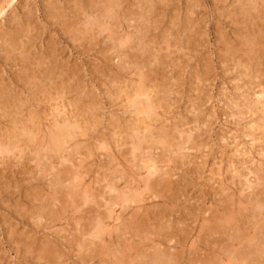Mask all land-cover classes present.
<instances>
[{
    "label": "rangeland",
    "instance_id": "374dc122",
    "mask_svg": "<svg viewBox=\"0 0 264 264\" xmlns=\"http://www.w3.org/2000/svg\"><path fill=\"white\" fill-rule=\"evenodd\" d=\"M0 3H2L0 4V89L3 88L0 92L8 97L6 103L9 104L6 106L10 113L8 117H14L11 120L20 123V125L17 123L16 127L9 124L10 128L19 131V133L15 131L14 141L17 145L12 150L14 155L18 151L19 153L16 156L12 153H0V264H81L82 260L84 264H114L115 258H122L123 254L128 255H126L128 259L125 256L121 259L122 261L125 259L127 264L128 261L136 262L130 264H145L144 258L149 255L148 260L150 259V255L156 252L158 242L161 240L166 243L162 245L163 248H159L162 257L165 258H162L163 262L188 264L191 260L202 261V264L206 262L212 264L211 260L215 261L213 264H226L230 259V263H233L237 257L235 256L237 251L234 249L238 245L234 244L230 249L229 235H224L221 239L222 243H217L219 239L217 240L216 236H205L203 232L205 226L213 221L210 219L215 214L219 215L215 212V201L230 205L233 198L236 202V209L241 208L242 205L248 208L252 206L255 209L254 213L257 214L252 218L251 215L245 213L246 216L241 220V232L244 229H250L249 235L256 233L255 235L264 236V142L262 139L264 138V91L259 94L261 89H264V4L262 1L0 0ZM104 5L108 9L104 11L105 13L101 12ZM1 7H3L2 12ZM67 23L69 31L74 28L79 31L68 33L65 27ZM100 29L105 31L98 35ZM110 32L112 34L109 35ZM9 35L14 40H12L13 48L16 47L11 55L10 47H6ZM86 35H88V40ZM130 36H134L135 39H133L136 40L134 42H137L136 44L133 42L131 48L127 47L128 42L126 44L123 42ZM245 41L248 46L239 45ZM258 41L259 45L253 44ZM118 48L121 49L118 50ZM23 62H25L24 67ZM250 64L252 70L254 69L251 76L247 69ZM256 73L259 75L257 76ZM258 83L261 84L259 87L256 85ZM43 86L46 91L44 94L41 91ZM140 86H149L148 94L136 99L133 93ZM162 89H168L169 95L157 94L156 91L162 92ZM121 90L132 93L131 100L136 102L134 106H131L133 104L131 100L127 101L128 99L123 97L124 92ZM5 102L4 100V104ZM1 103L4 105L3 100ZM18 104L22 106L21 109ZM149 104H152L154 108ZM146 105L149 106L146 109L150 108V110L147 109L145 114L137 113L138 109ZM135 107L138 108L137 111ZM32 115L35 119L33 121L31 120ZM0 116V133H3L10 120L7 118L5 120L3 115ZM149 118L156 121L155 123L150 122L151 129L145 128L144 124H138L139 119H144L145 123L149 124ZM54 121L55 124H53ZM97 122L101 124L99 127L95 126ZM67 124L75 127L90 126L89 141L82 140L83 138L78 141L83 142V146L78 149L81 154L78 153L77 156L74 152L72 155L71 149L74 143L64 145L62 153L64 157L71 155L70 164L67 162L65 164L73 169V165L87 157V149H93L96 153L95 156L86 160L80 169V174L84 175L82 189L86 187L91 196L86 201L88 207L83 202H79L80 198H77L81 214L76 212L74 220L68 217L71 216L70 211L67 220H18L15 216L20 211L19 209L23 212L24 209L30 211L26 203L28 202L27 197L35 195L40 198L43 196L47 200L50 198L48 201L52 202L55 194H53L54 185H51V180L59 164L50 163L52 159H49L54 153H50L44 144L48 140L49 132H52L56 125L66 131L64 127L67 129ZM132 124L135 125L136 128L133 129L136 130L135 132L138 131V134L134 131L129 132L127 127ZM24 128L29 129L33 137L37 136L35 138L38 140L37 145L41 146H39L41 154L47 156L51 154L49 158L45 155L40 162L33 160L35 156L31 144L25 146L20 141L22 139L20 135L23 132L20 131ZM160 130H167L169 136L176 137L175 141L178 142L179 138L184 137V148L190 145L194 150L193 148H190L193 151L182 150L189 156L182 158L183 163L176 167V173L172 176L176 184L172 190L173 193L169 194H174L176 186L177 192L180 193H177L179 199L174 200L171 205L174 213L167 216L170 220L167 218L161 221L133 220L138 211L137 215L144 214L143 217L145 216L146 208L157 202L155 195L144 187L142 188L141 182L142 190H139L144 193L140 195L143 198L138 197L139 195L134 196L135 200L133 197V199L129 198L131 202L133 200L137 204L127 202L129 209L126 208V203L123 206V203L112 205L109 200L111 195L116 193L110 191V186L109 188L107 186H112V183H107L111 181L108 175L114 171L115 175L118 177L121 175L123 178V159L126 161V158L128 160L124 162V165L127 163L126 168H133L131 162L134 158H132L133 154L129 144L132 135L144 138L148 136L146 139L150 141V136L153 134L156 138ZM0 136L1 140L2 134ZM178 136L181 137L178 138ZM40 140L41 143L43 141L42 144H39ZM103 141L108 143L110 149L108 151L95 150L96 144ZM160 153L161 149L158 146L153 154L157 156ZM8 156L11 160L7 162ZM2 157L6 158L4 163L1 160ZM140 162H138L139 165L142 164ZM35 163H39L40 167ZM46 164L51 170L46 177H41L38 170ZM133 171L136 172L135 169ZM145 175L146 173L142 171L136 177L140 181ZM36 177L40 178L41 184H35ZM131 178H126L127 187L129 186L130 190L124 186L123 180L118 182L119 189L125 187L124 192L129 190L130 194L134 195L132 186L135 187L136 182ZM130 182L132 186L129 185ZM66 183L63 186L67 187L68 183ZM36 189L41 194L36 193L38 191ZM94 194L97 198L92 197ZM130 194L129 197L133 196ZM239 198L240 202H238ZM113 200L115 201L111 198L110 201ZM139 200L141 201L138 202ZM255 200L256 203H254ZM57 202H52V205L60 207V203H65L63 200ZM124 208L127 210L125 211ZM151 209L153 208L150 207L149 210ZM11 210L13 214L10 213ZM98 213L107 214L106 217L110 218L104 220L105 227L102 237L105 240L100 242L95 251V247H88L87 242L85 243L86 239L92 238L87 237L83 231L92 224L95 225L98 221L95 220ZM79 215L84 219L77 220ZM216 221L221 222V220ZM162 224L166 227H162ZM164 228L169 229L168 236L165 234L167 241L162 237ZM198 234L202 235V247L198 245ZM258 236L257 239L261 238ZM215 242L217 243L216 248H224L222 244H228L226 245L228 253L211 255L214 246L210 245L212 243L214 245ZM205 245L208 247L206 248ZM47 246L52 248L48 250L49 254L43 251ZM90 253L93 254L89 256ZM58 254L61 257H58ZM38 256L42 258L39 259ZM138 256H140L139 261ZM43 257L46 259L43 260Z\"/></svg>",
    "mask_w": 264,
    "mask_h": 264
},
{
    "label": "bare ground",
    "instance_id": "6f19581e",
    "mask_svg": "<svg viewBox=\"0 0 264 264\" xmlns=\"http://www.w3.org/2000/svg\"><path fill=\"white\" fill-rule=\"evenodd\" d=\"M6 1V0H5ZM11 1V0H10ZM103 1V0H102ZM260 1H262V3L264 4V0H260ZM114 2V1H113ZM145 2V1H144ZM143 2V3H144ZM149 2V1H148ZM147 2V3H148ZM152 2V1H151ZM150 2V3H151ZM107 3V2H106ZM122 2H120V4H121ZM158 3V2H157ZM156 3V4H157ZM0 4H2V3H0ZM60 4V3H59ZM90 4H91V1H90ZM95 3H93V5H94ZM108 4V3H107ZM112 4V3H111ZM110 4V5H111ZM153 5H156V4H154V3H152ZM116 5H118L117 3H116ZM160 5V4H159ZM143 6H145V5H143ZM148 6H149V4H148ZM258 6V5H257ZM56 7V6H55ZM91 7H92V5H91ZM99 7H101V5L99 6ZM106 6L104 5V7H102L103 9V11H101V12H106L108 9L107 8H105ZM112 7V6H111ZM132 7V6H131ZM76 8V7H75ZM81 8V7H80ZM93 8H94V6H93ZM134 8H135V6H134ZM2 9H3V7H1V12H2ZM111 9H113V7L111 8ZM150 9V8H149ZM261 9V8H260ZM52 10V9H51ZM82 10V9H81ZM96 10V9H95ZM99 10V9H98ZM101 10V9H100ZM148 10V9H147ZM151 10V9H150ZM149 10V11H150ZM153 10H154V12L156 11L155 10V8H153ZM111 11V10H110ZM149 11L147 12V14L149 13ZM85 12V11H84ZM104 12V13H105ZM126 12V11H125ZM137 12H139V11H137ZM154 12H151V13H154ZM28 13V12H27ZM96 13V12H95ZM146 13V12H145ZM150 13V14H151ZM127 14V13H126ZM194 14V13H193ZM252 14V13H251ZM59 15V14H58ZM98 15V14H97ZM101 15H102V13H101ZM104 15H106V14H104ZM103 15V16H104ZM108 15V14H107ZM133 15V14H132ZM241 15V14H240ZM244 15V14H243ZM73 16H74V13H73ZM76 16V15H75ZM86 16V15H85ZM96 16V15H95ZM114 18V17H113ZM135 18V17H134ZM139 18V17H138ZM124 19V18H123ZM133 19V18H132ZM140 19V18H139ZM146 20V19H145ZM191 20V19H190ZM73 21V20H72ZM99 21V20H98ZM125 21V20H124ZM73 23V22H72ZM107 23V22H106ZM130 23V22H129ZM133 23V22H132ZM103 24V23H102ZM69 25H71V24H69ZM132 25V24H131ZM71 26H74L75 27V25H71ZM101 26V25H100ZM16 27H18V26H16ZM65 27L67 28V31H68V33L69 32H75V31H79V29H76V28H74V29H76V30H74V29H71L70 31H69V29H68V23H67V26L65 25ZM65 27H64V29H65ZM23 28V27H22ZM71 28H73V27H71ZM77 28H80V27H77ZM112 28V27H111ZM147 28V27H146ZM105 29V28H104ZM104 29H100V30H98V35H100L102 32H104L105 30ZM80 30H84V29H80ZM133 30V29H132ZM138 29H136V31H137ZM62 31V30H61ZM97 31V30H96ZM139 31V30H138ZM141 32H142V30H140ZM145 31H147V29H145ZM128 32H130V31H128ZM67 33V32H66ZM87 33V32H86ZM85 33V34H86ZM90 33H88V35H89ZM110 34H112L111 32L109 33V35ZM82 35V34H81ZM88 35H86L85 37H87V40H88ZM92 36H94V34L92 35ZM123 36V35H122ZM129 36V35H128ZM5 37V36H4ZM82 37V36H81ZM15 38V37H14ZM83 38V37H82ZM98 39H99V37H97ZM134 38V36L132 37V36H130V37H128L127 39H125V40H123V42H124V44H126L127 42L129 43V45L127 46V47H129V48H131L132 47V45H133V42L134 41H136V40H134L133 39ZM137 38V37H136ZM245 38V37H244ZM91 39V38H90ZM95 39V38H94ZM151 39V38H150ZM240 39V38H239ZM2 40V39H1ZM7 40L9 41V42H7V41H4V42H7L6 43V47H10V55H11V52L12 51H14V49L16 48H13V46H14V44L12 43V40H13V38L9 35V37L7 38ZM82 40V39H81ZM108 40V39H107ZM14 41V40H13ZM70 41V40H69ZM85 41V40H84ZM90 41H92V39L90 40ZM140 41V40H139ZM138 41V42H139ZM95 42V41H94ZM262 42V41H261ZM90 43V42H89ZM107 43V42H106ZM135 43V42H134ZM137 43V42H136ZM135 43V44H136ZM4 44V43H3ZM253 44L254 45H259L260 44V42L258 41L257 43H255V42H253ZM108 45V44H107ZM239 45L240 46H246L247 45V42L245 41V42H242V43H239ZM16 46V45H15ZM248 46V45H247ZM261 46V45H260ZM95 47V46H94ZM230 48H231V46H229ZM121 48H118V50H120ZM127 49V48H126ZM6 50V49H5ZM125 50V49H124ZM55 51V50H54ZM134 52V51H133ZM132 52V53H133ZM229 52H230V50H229ZM131 53V54H132ZM257 53V52H256ZM252 54V53H251ZM103 55V54H102ZM134 55V54H133ZM233 55V54H232ZM258 55V54H257ZM50 56V55H49ZM261 56V55H260ZM22 58V57H21ZM42 58H43V56H42ZM48 59V58H47ZM106 59V58H105ZM248 59H250V57L248 56ZM251 60V59H250ZM28 61V60H27ZM134 61V60H133ZM16 63V62H15ZM24 64H22V66L24 67L25 66V62H23ZM28 63V62H27ZM158 63V62H157ZM136 64V63H135ZM31 65V64H30ZM40 65V64H39ZM142 65V64H141ZM35 66V65H34ZM43 66V65H42ZM246 66V65H245ZM37 67V66H36ZM46 67V66H45ZM254 67H256V66H254ZM41 68V67H40ZM137 68H139V67H137ZM248 69V73H250V76H251V73L253 74L254 72H253V70H252V65L250 64L249 65V67L247 68ZM256 69V68H255ZM23 70V69H22ZM29 70V69H28ZM156 70V69H155ZM232 71V70H231ZM257 72V71H256ZM133 73V72H132ZM19 74V73H18ZM257 74V73H256ZM20 75V74H19ZM38 75V74H37ZM248 75V74H247ZM247 75H245V76H247ZM259 74H257V76H258ZM26 76H27V74H26ZM25 76V77H26ZM42 76V75H41ZM60 76V75H59ZM39 77V76H38ZM63 77V76H62ZM249 77V76H248ZM27 78V77H26ZM32 78V77H31ZM52 78V77H51ZM16 79H18V78H16ZM248 79H250V77L248 78ZM247 79V80H248ZM25 79H23V81H24ZM145 80V79H144ZM148 81V80H147ZM26 82V81H25ZM60 82V81H59ZM203 82V81H202ZM27 83V82H26ZM136 83V82H135ZM161 83V82H160ZM246 83V82H245ZM250 83V82H249ZM33 84V83H32ZM138 84V83H137ZM140 84V83H139ZM154 84V83H153ZM45 85V84H44ZM57 85V84H56ZM64 85V84H63ZM62 85V86H63ZM141 85V84H140ZM258 87L261 85L260 83H258V84H256ZM255 85V86H256ZM3 86V85H2ZM59 86V85H58ZM58 86H56V87H58ZM254 86V85H253ZM39 87V86H38ZM149 87V86H148ZM148 87H146V86H140V87H138V88H136L135 89V92L133 93V97H136V99L139 97V96H143L144 94H148V92H147V88ZM247 87V86H246ZM157 88H158V86H157ZM166 88V87H165ZM47 89H48V87H47ZM0 90H3V88L2 89H0ZM77 90V89H76ZM167 90V91H166ZM162 89L161 91L162 92H160L159 90L158 91H156L157 92V94L158 93H162L163 95H167L168 94V92H169V90L168 89ZM262 90V91H261ZM260 91V93L259 94H261V93H263V91H264V89L262 88ZM5 91V90H4ZM39 91V90H38ZM41 91L43 92V94L46 92L45 91V89H44V86L41 88ZM121 91H123V90H121ZM120 91V92H121ZM132 91V90H131ZM3 92V91H2ZM7 92V91H6ZM50 92V91H49ZM49 92L47 93L48 95H49ZM55 92V91H54ZM71 92V91H70ZM124 92V94H123V97H126L128 100L127 101H130L131 100V97H132V93L130 92V93H128L127 91H123ZM149 92H151V91H149ZM8 93V92H7ZM258 93V92H257ZM68 94V93H67ZM66 94V95H67ZM254 94V93H253ZM8 95V94H7ZM14 95V94H13ZM47 95V96H48ZM156 95V94H155ZM161 95V94H160ZM169 95V94H168ZM177 95V94H176ZM9 96V95H8ZM46 96V97H47ZM54 96V95H53ZM250 96V95H249ZM51 98H52V96H50ZM49 97V98H50ZM115 97V96H114ZM113 97V98H114ZM144 97H146V96H144ZM263 97H264V95H263ZM7 96H5V95H3V93H1L0 92V115H3L4 117H5V120H7V119H9L10 121H8L9 123H7V127L4 129V132L3 133H0V134H2V139L0 140V153L1 154H4V153H12V150H14V148H16V145H15V141H14V139H16V134H15V131L16 130H14V128H10L9 127V124H11L12 126L14 125V127H16L17 125H20V123L19 122H17V123H19V124H17L16 123V121H14L13 119L11 120V118H14V117H8V116H10V113H9V110L7 109V107L6 106H8L6 103L8 102L7 101ZM48 98V101L50 100ZM54 98V97H53ZM52 98V99H53ZM12 100H14L13 98H11ZM19 99V98H18ZM33 99V98H32ZM57 99V98H56ZM3 100V104H4V100L6 101L5 102V104L4 105H2V103H1V101ZM17 99H15V101H16ZM60 100V99H59ZM258 100V99H257ZM19 101V100H18ZM24 101V100H23ZM74 101H76V100H74ZM73 101V102H74ZM134 100H131V102L133 103V104H131V106H134L135 105V103L136 102H133ZM136 101V100H135ZM137 101H139V100H137ZM140 101H141V99H140ZM13 102V101H12ZM17 102V101H16ZM16 102L14 103L13 102V104H16ZM113 102V101H112ZM141 102H143V101H141ZM46 103H47V101H46ZM139 103V102H138ZM150 103V102H149ZM259 103V102H258ZM12 103H10V105H11ZM72 104V103H71ZM76 104V103H75ZM122 104V103H121ZM140 104V103H139ZM250 104V103H249ZM252 104V103H251ZM19 105V104H18ZM25 105V104H24ZM61 106H62V104H60ZM70 105V104H69ZM73 105V104H72ZM89 105V104H88ZM127 105H130V104H127ZM138 105V104H137ZM143 105H145V104H143ZM142 105V106H143ZM159 105V104H158ZM76 106H77V104H76ZM149 106L150 107H153V105L152 104H149ZM148 105H146V106H144L143 108H141V109H138L139 108V106H138V108L137 107H135L136 108V110L135 111H137V109H138V111H137V113H144L145 114V112H146V110L147 109H149L150 110V108H147L146 109V107H149ZM260 106V105H259ZM16 107V106H15ZM22 107V106H21ZM21 107H20V105H19V108L21 109ZM250 107V106H249ZM11 108V107H10ZM19 108L17 109V107H16V109L17 110H19ZM58 108V107H57ZM63 108H64V106H63ZM77 108V107H76ZM89 108H91V107H89ZM154 108V107H153ZM14 109V108H13ZM199 109V108H198ZM243 109H245V108H243ZM253 109H255V107L253 108ZM15 110V109H14ZM53 110H55V109H53ZM83 110V109H82ZM94 110L95 111H97V109H95L94 108ZM100 110V109H99ZM250 110V109H249ZM12 111V110H11ZM248 111V110H247ZM14 112V111H13ZM150 112V111H149ZM250 112H252V111H250ZM7 113H9V114H7ZM20 113V112H19ZM135 113V112H134ZM165 113V112H164ZM239 113H240V111H239ZM7 114V115H6ZM16 114V113H15ZM53 114V113H52ZM12 115V114H11ZM136 115H138V114H136ZM150 115V114H149ZM44 116V115H43ZM63 116V115H62ZM1 117V116H0ZM96 117V116H95ZM138 117V116H137ZM7 118V119H6ZM84 118V117H83ZM196 118V117H195ZM200 118V117H199ZM33 119H34V116L32 115V117H31V120L33 121ZM59 119V118H58ZM15 120H16V118H15ZM35 120V119H34ZM68 120V119H67ZM148 120V119H147ZM18 121V120H17ZM195 121H198V120H196L195 119ZM81 122V121H80ZM128 122V121H127ZM140 122V123H139ZM139 122H138V124H144V126H145V128H150L151 127V125H150V122L151 123H155L156 121H155V119L153 120V119H150L149 118V124H146L145 123V120L144 119H142V120H140L139 119ZM199 122V121H198ZM76 123V122H75ZM79 123V122H78ZM93 123V122H92ZM137 123V122H136ZM17 124V125H16ZM27 124V123H26ZM53 124H55V121H54V123ZM95 124V123H94ZM126 124V123H125ZM22 125V124H21ZM78 125V124H77ZM101 124L99 123V122H97L96 123V127H99ZM134 124H132V126H129V127H127L128 129H129V132L130 133H132L133 131H134V133H136V134H138L137 132H135L136 130H134L133 128L135 127V125L133 126ZM264 125V124H263ZM25 126V125H24ZM63 126H65V125H63ZM84 127H79V125L78 126H71V124H67L66 125V127H67V129L64 127V130H66V131H63L60 127H59V125H56L55 127H54V129H52L53 131L52 132H49L50 133V135H49V137H48V140H46L47 142L44 144V145H46V148H47V150H49L50 151V153L52 152V153H54V155L53 156H51V154H49L50 156H47L46 154H41V152H40V149H39V146L37 145V138H35V137H37V136H35V137H33L31 134H30V131H29V129H26V128H24V129H22L20 132H22L21 133V137H22V139L20 140L21 141V144L22 145H25V146H28V145H30L31 146V148H32V150L34 151V156H35V159L33 158V160L34 161H36V162H40L41 160H42V158L43 157H45V155L47 156V158H49L50 157V159L49 160H51V164H55V163H58L59 164V167H57V172L54 174V176L52 177V180H51V185L53 186L54 185V187H53V194H55V196L53 195V197L54 198H52L51 200H52V202H55V201H58V202H61L62 200L66 203V201L68 200V202L65 204V203H60L59 205H60V207H55V205L53 206L52 205V202L50 203L48 200L50 199V198H48V200L46 199V198H44L43 196L41 197L40 196V198L38 197V196H31V197H27V199H28V202H26L27 203V205H28V207H29V209H30V211L28 210V211H26L27 209H24V212L21 210V209H19L20 211H18V213L16 214V218L18 219V220H67V216H68V212L70 211L71 212V216H68L69 217V219H73V218H75V213L77 212V213H79V214H81V210L79 209V203H78V199H79V202H83L86 206H87V200L91 197V196H89V194H88V190L86 189V187H85V189H82V187H83V177H84V175H82V174H80V169L83 167V165L85 164V161L86 160H88L89 158H91V157H93V156H95L96 155V153L93 151V149L91 150V149H87L88 150V153H86L87 155V157H85V159H82L81 161H79V163H77L76 165H73L72 163V165L74 166V169H73V167L72 168H70L71 166L69 165H66L65 163L67 162V163H69V158H70V154H68V156L67 157H64L63 155H62V153H63V147H64V145H68L69 143L71 144V143H74L75 145H74V147L71 149V152H72V155H73V153L75 152V154L78 156V153H80L81 151H79L78 149H79V147L80 146H83L82 144H83V142L82 143H79L78 141H80V139L81 138H83L82 140H88L89 141V139H90V137H89V128H90V126H88V125H83ZM112 126V128L114 129V126L113 125H111ZM154 126V125H153ZM1 127V126H0ZM120 127V126H119ZM175 127V126H174ZM173 127V128H174ZM254 127V126H253ZM107 128V127H106ZM111 128V127H110ZM121 128V127H120ZM136 128V127H135ZM152 128V127H151ZM150 128V129H151ZM172 128V129H173ZM264 128V127H263ZM96 130V129H95ZM147 130V129H146ZM164 130V129H163ZM163 130H160L159 132H158V134H156L157 136H156V138H155V136H153V134L150 136V141L149 140H147L146 138H148V136L146 137V138H144L142 135V137H143V139H141L142 137H137V136H135V134L134 135H132L131 137H130V142L131 143H129L130 144V146H131V153L133 154V157L132 158H134L133 159V161H135V162H133L132 160V166L131 167H133V168H126L127 166V163H126V165H124L125 163L124 162H127L128 160H127V158H126V161H125V159H123V178L121 177V175L118 177V175H115V172L114 171H112L108 176L110 177V179H109V177H108V179H109V181L110 182H107V183H112V186L111 185H107L108 186V188H109V186H110V188H109V190L110 191H113V192H115L116 194L115 195H111V197H110V195H109V197H110V200H111V198L112 199H115V201L113 200V201H110L109 200V202H112V205H115L116 206V204H122V206L126 203V208L127 209H129L128 208V204H127V202L128 203H130L131 202V199H129V198H134V196L136 195V196H138V197H140V195L142 196V194H144L143 192L141 193L140 191L142 190V188L144 187L145 189H147L148 191H150L151 193H152V195L154 194L155 196L154 197H156V199H157V202L156 203H153V205L151 204V208H153V209H151V210H149V208L150 207H147L146 208V210L144 211L145 212V216L143 217V215H141V216H139V215H137L138 214V212H137V214H135L134 215V217H133V215H132V217H133V220H142V219H145V220H150V219H154V220H167V219H169V218H167V216L170 214V215H173V213H174V210L171 208V205H173V201L174 200H176V199H179L177 196H179V194H177V193H180V192H177L178 191V188H177V186H176V189H175V192H174V194L173 195H170L169 193H171L172 192V190H173V188H174V185L176 184V182H174V180H172V176H173V174H175L176 173V167L180 164V163H183V161H181L182 160V158L183 159H185V158H187L189 155H187V154H184L183 152H182V150H189L190 148H193V146H188L187 148H184V143H185V139H184V137L183 138H179V137H181V136H178V138L180 139L179 140V142L178 141H175V139H177L176 137H173V136H169V133L167 132V130L166 131H163ZM203 131V130H202ZM17 133H19V131L17 130L16 131ZM36 133V132H35ZM154 133V132H153ZM179 133V132H178ZM177 133V134H178ZM197 133H199V132H197ZM171 134H172V132H171ZM109 135H111V134H109ZM114 135V134H113ZM112 135V136H113ZM173 135V134H172ZM182 135V134H181ZM199 135V134H198ZM1 137V136H0ZM114 137V136H113ZM129 137V136H128ZM33 138H35L34 140H33ZM108 138V137H107ZM199 138H200V136H199ZM262 138V137H261ZM128 139V138H127ZM182 139V140H181ZM195 139V138H194ZM196 139H198V137L196 138ZM263 139V142H264V138H262ZM261 139V140H262ZM188 139H186V142L188 143V141H187ZM254 140V139H253ZM256 140V139H255ZM197 141V140H196ZM42 143H43V141H42ZM41 143V140H40V143L39 144H42ZM200 143V142H199ZM86 144V143H85ZM93 144V143H92ZM263 144V143H262ZM73 145V144H72ZM98 145V146H97ZM19 146V145H18ZM95 146V145H94ZM97 146V147H96ZM96 146H95V150L97 149V150H99V149H101V150H107L108 151V149H110L109 147H108V143L107 142H105V141H103L102 143H99V144H96ZM158 146H160V149H161V153L159 154V155H157V156H154V154H153V152H154V150L156 149L157 150V148H158ZM187 146V145H186ZM197 146V145H196ZM41 147V146H40ZM88 147V146H87ZM87 147H85V149L87 148ZM81 148H83V147H81ZM80 148V149H81ZM91 148V147H90ZM198 148H199V146H198ZM244 148V147H243ZM18 149V148H17ZM45 149V148H44ZM67 149V148H66ZM43 150V149H42ZM41 150V151H42ZM144 150H146L145 152H144ZM190 150H192V149H190ZM193 150H194V148H193ZM192 150V151H193ZM198 150V149H197ZM197 150H195V151H197ZM45 151V150H44ZM44 151H42V152H44ZM20 152H21V150H20ZM25 152V151H24ZM16 153V152H15ZM19 153V151L14 155L13 153V156H16L17 154ZM49 153V152H48ZM124 153V152H123ZM175 153H176V155H175ZM243 153V152H242ZM258 153V152H257ZM81 154V153H80ZM172 154H174V155H172ZM239 156V155H238ZM22 157V155L20 156V158ZM19 158V159H20ZM46 158V159H47ZM178 158H180L179 160H178ZM196 158V157H195ZM4 159H6L5 157H2L1 158V160L3 161V163H4ZM8 160H7V162L8 161H10L11 160V158L8 156V158H7ZM17 159V158H16ZM15 159V160H16ZM25 159H26V157H25ZM30 159V158H29ZM59 159H61V161L59 160ZM192 159V158H191ZM27 160H28V158H27ZM32 160V159H31ZM241 160V159H240ZM22 161V160H21ZM139 161H141L140 163H142L141 165H139ZM17 162V161H16ZM29 162V161H28ZM53 162V163H52ZM242 162V161H241ZM6 163V162H5ZM21 163V162H20ZM23 163V162H22ZM170 163V164H169ZM11 164V163H10ZM36 164H38L37 166H39L40 167V164L39 163H35V165ZM44 164V163H43ZM48 165H49V162L47 163ZM45 165V166H41L42 168H40L38 171L40 172L39 174H41V177H46L47 176V174H48V172L51 170L50 168H49V166L51 165ZM70 164V163H69ZM101 164V163H100ZM130 164V163H129ZM6 165V164H5ZM22 165H24V164H22ZM131 165V164H130ZM7 166H8V164H7ZM28 166V165H27ZM53 166V165H52ZM107 166V165H106ZM19 167V166H18ZM22 167V166H21ZM20 167V168H21ZM34 168V167H33ZM244 168V167H243ZM133 169H135L136 170V172L135 171H133ZM179 169V168H178ZM243 170V169H242ZM241 170V171H242ZM261 170V169H260ZM37 171V172H38ZM116 171V170H115ZM142 171H144L145 173H146V175L144 176V178H142V179H140V181H139V179H137L138 177H136V176H138V175H140L141 173H142ZM31 172V171H30ZM243 173V172H242ZM30 176V175H29ZM37 176V175H36ZM34 177V176H33ZM128 177H132L133 178V180L136 182V186L134 187V186H132V185H130L131 184V182L129 183V185L130 186H132L134 189V195L131 193L130 194V192H129V188L127 187V184H128V182L126 181V178H128ZM104 178V177H103ZM106 178V177H105ZM131 178V179H132ZM141 178V177H140ZM34 179V178H33ZM107 179V178H106ZM35 184L36 185H39V184H41V180H40V178H38V177H36L35 179ZM34 180H32V181H34ZM120 180H123V183H124V186L125 187H127L129 190H127V191H123L124 189H125V187L123 188V189H119V181ZM141 180H143V181H141ZM48 181V180H47ZM106 181H108V180H106ZM133 181V182H134ZM175 181H177V179H175ZM65 182H67L68 183V185H67V187H66V185L65 186H63V184L65 183ZM141 182H142V188H141V186H140V184H141ZM15 183V182H14ZM66 183V184H67ZM65 187H66V190H64L65 189ZM88 187V186H87ZM92 188V187H91ZM32 189V188H31ZM40 189V188H39ZM44 189V188H43ZM42 189V190H43ZM132 189V188H131ZM139 189H141V190H139ZM9 190V189H8ZM35 190V189H34ZM36 190H38V189H36ZM50 190V189H49ZM126 190V189H125ZM139 190V191H138ZM147 190L145 191V192H147ZM41 191V190H40ZM102 191V190H101ZM110 191H108V192H110ZM138 191V192H137ZM93 192V191H92ZM36 193H39V194H41L40 192H39V190L36 192ZM36 193H34V194H36ZM141 193V194H140ZM151 193H149V194H151ZM173 193V192H172ZM171 193V194H172ZM31 194V193H30ZM97 194V193H96ZM129 194L130 195H133V196H131V197H129ZM28 195V194H27ZM26 195V196H27ZM46 195V194H45ZM95 195V194H94ZM92 196L93 198L95 197V198H97L96 197V195L95 196ZM244 195V194H243ZM58 196V197H57ZM66 196H67V198H66ZM97 196H98V194H97ZM104 196V194L102 195V197ZM66 198V200H64L65 198ZM108 197V198H109ZM138 197H137V199H138ZM145 197V196H144ZM222 197V196H221ZM46 199V200H44V199ZM63 198V199H62ZM69 198V199H68ZM78 198V199H77ZM106 198V197H105ZM107 198V199H108ZM132 198V199H133ZM140 198H143V197H140ZM139 198V199H140ZM153 198V197H152ZM246 198H247V196H246ZM62 199V200H61ZM136 199V197L134 198V200ZM146 199V198H145ZM39 200V201H38ZM218 200V199H217ZM240 198L238 199V202H240ZM92 201V200H91ZM108 201V200H107ZM141 200H139L138 202H140ZM142 201H143V199H142ZM145 201V200H144ZM178 201V200H177ZM251 201V200H250ZM253 201V200H252ZM57 202V203H58ZM93 202V201H92ZM132 202H133V200H132ZM131 202V203H132ZM135 202V201H134ZM133 202V203H134ZM146 202V201H145ZM148 202V201H147ZM224 202H226V201H224ZM247 202H249V201H247ZM14 203H16V202H14ZM223 203V202H222ZM227 203V202H226ZM254 203H256V200L254 201ZM18 204V203H17ZM90 204V203H89ZM101 204V203H100ZM100 204H97V205H100ZM135 204H137L136 202H135ZM141 204V203H140ZM215 204H216V211L215 212H217L219 215H217V214H215L214 215V217H212L210 220H213V221H210L211 223H208L206 226H205V231H203V232H205L204 233V235L205 236H211V237H213V236H216V239L218 240V242L217 243H222V241H221V239L223 238V236L225 235V236H227V235H229V246H230V249L233 247V245L234 244H237L238 245V247H235V249H234V251H237V254H235L234 252V254H235V256H237V257H235V256H233V258L235 257L236 259L234 260V262L233 263H230V257L228 258L229 260H227V262H226V264H264V236H260V235H262V234H260L259 236L261 237V238H259V239H257V236L258 235H255L256 233H253V235H249L250 233H249V231H250V229H247V230H245L244 229V231H242L241 232V227H242V225H241V220H242V218L243 217H245L246 215H251L252 216V218L254 217V215L256 214V213H254V211H255V209H254V207L252 208V206L251 207H247V206H243L242 205V207L240 208H238V209H236V202H235V200H234V198L231 200V202H230V205H224V204H220V203H217L216 201H215ZM249 204V203H248ZM104 205V204H103ZM147 205V204H146ZM253 205V204H252ZM257 205V204H256ZM26 206V205H25ZM24 206V207H25ZM107 206V205H106ZM110 206V205H109ZM114 206V207H115ZM145 206V205H144ZM23 207V208H24ZM88 207V206H87ZM90 207V206H89ZM97 207H99V206H97ZM112 207V206H111ZM131 207V206H130ZM146 207V206H145ZM256 207V206H255ZM258 207V206H257ZM263 207V206H262ZM15 209H16V207H14ZM100 208V207H99ZM121 208V207H120ZM126 208H124V210L126 209ZM140 208V207H139ZM170 208V209H169ZM259 208V207H258ZM126 209V210H127ZM137 209V208H136ZM254 209V210H253ZM17 210H18V208H17ZM17 210L16 211H14V214H15V212H17ZM102 210H104V209H102ZM125 210V211H126ZM133 210V209H132ZM138 210V209H137ZM136 210V211H137ZM153 210V211H152ZM84 211H88V210H84ZM109 211V210H108ZM112 211V210H111ZM98 212V211H97ZM11 214H13V212H12V210H11V212H10ZM101 213V212H100ZM112 213H113V211H112ZM112 213H110V216H112ZM135 213V212H134ZM245 213H248V214H246L245 215ZM104 214L102 213V214H97L96 215V217H95V220H98L96 223H95V225L94 224H92V226H90L89 228H87L86 230H84L83 231V233L84 234H86V236L87 237H89V238H92V239H86L85 240V238H84V240H85V243L87 242V244H88V247H95L94 249H95V251L97 250L96 249V247H98V245L100 244V242H103L105 239H103V233H102V231L104 230V227H105V224H104V220H109V219H106V218H110L109 216L108 217H106V215H104ZM169 215V216H170ZM184 215H185V213H184ZM216 215H217V217H216ZM257 215V214H256ZM259 215V214H258ZM219 216V217H218ZM141 217V218H140ZM143 217V218H142ZM92 217H90V219H91ZM167 218V219H166ZM209 218V217H208ZM84 218H83V216L81 217V215H79L78 216V218H77V220H83ZM86 219V218H85ZM89 219V218H88ZM248 219V218H247ZM259 219V218H258ZM74 220V219H73ZM76 220V219H75ZM93 220V219H92ZM131 220V219H130ZM170 220V219H169ZM216 220H221V222H215ZM223 220V221H222ZM249 221V220H248ZM208 222V221H207ZM181 223V222H180ZM179 223V224H180ZM263 223V222H262ZM243 224V223H242ZM247 224V223H246ZM164 224H162V227H166V226H163ZM173 225V224H172ZM176 225H178V222H176ZM169 226V228H170V225H168ZM167 226V227H168ZM179 226V228H180V225H178ZM263 226V225H262ZM37 227V226H36ZM161 227V228H162ZM255 227V226H254ZM252 228H253V226H252ZM259 228H261V226H259ZM36 229V228H35ZM94 229V230H93ZM171 229V228H170ZM172 229H174V228H172ZM159 231V229H156V231ZM167 232H166V231ZM178 230V229H177ZM181 230V229H180ZM91 231V232H90ZM104 232H106V231H104ZM163 232H164V235L166 234L167 235V233L169 232V229L168 228H164V230H163ZM178 231H176V233H177ZM101 233H102V235H101ZM109 233V232H108ZM107 233V234H108ZM160 233H162L161 232V230H160ZM159 233V234H160ZM157 234V233H156ZM110 235V234H109ZM158 235V234H157ZM162 236V237H167L166 235L165 236ZM199 235V234H198ZM258 236V237H259ZM156 237H158V236H156ZM26 238V237H25ZM179 238H180V236H179ZM201 238H202V235H199V246L200 247H202V242H201ZM263 238V239H262ZM76 239V238H75ZM163 239V238H162ZM171 239V238H170ZM176 239V238H175ZM210 239V238H209ZM211 239H213V238H211ZM215 239V238H214ZM98 242H97V241ZM165 240L167 241L168 240V238H165ZM49 241V240H48ZM213 241V240H212ZM83 242V241H82ZM81 242V243H82ZM173 242V241H172ZM84 243V242H83ZM84 243V244H85ZM216 242H215V244L213 245V243H212V245H210L211 247L212 246H214V251L211 253V250H210V253H211V255L213 254V253H228V249H227V247H226V245H228V244H222V246H224V248H216L215 247V245L217 244ZM157 244V243H156ZM155 244V245H156ZM164 244H166L163 240H161V241H159L158 242V249L157 250H155L156 252L155 253H153V254H151L150 255V259L148 260V258H149V255H148V257L146 258H144V263L145 264H172L171 263V261H165V262H168V263H165V262H163L164 260L163 259H165L164 257H162V253H161V251L159 250V248L160 247H162V245H164ZM192 244V243H191ZM204 244H205V242H204ZM128 245V244H127ZM154 245V246H155ZM168 245V244H167ZM208 246H209V244H207ZM87 246V245H86ZM153 246V247H154ZM206 246V245H205ZM205 246H204V248H205ZM208 246H206V248L208 247ZM219 246V245H218ZM153 247H151V249L153 248ZM164 247H166V248H168L167 246H164ZM81 248V247H80ZM148 248V247H147ZM163 248V247H162ZM175 248V247H174ZM194 248V247H193ZM45 249H47V250H45ZM45 249H43V251H44V253L45 252H47L48 254H49V252H48V250H52V248L50 247H48L47 246V248H45ZM132 249V248H131ZM170 249V248H169ZM130 250V249H129ZM207 250V249H206ZM90 251V250H89ZM94 251V250H93ZM92 251V252H93ZM152 251V250H151ZM158 251H159V253H158ZM178 251V250H177ZM37 252H39V251H37ZM125 252H127V250H125ZM29 253V252H28ZM56 253V252H55ZM54 253V254H55ZM124 253V252H123ZM232 253V254H233ZM43 254V253H42ZM62 254V253H61ZM60 254V255H61ZM91 254H93V253H90V255L89 256H91ZM117 254V253H116ZM115 254V255H116ZM148 254V253H147ZM164 254V253H163ZM231 254V255H232ZM127 254H123V257L125 256V258H127V256H126ZM160 255V256H159ZM44 256V255H43ZM121 256H122V254H121ZM156 256V257H155ZM159 256V257H158ZM182 256V255H181ZM39 257V256H38ZM37 257V258H38ZM45 257V256H44ZM43 257V260L44 259H46V258H44ZM55 257V256H54ZM58 257H61V256H59V254H58ZM57 257V258H58ZM93 257H94V255H93ZM116 257V256H115ZM119 257V256H118ZM122 257V258H123ZM139 257L140 256H138V261L140 260L139 259ZM171 257V256H170ZM169 257V258H170ZM41 258H42V256H41ZM40 257H39V259H41ZM122 258H115V260H114V264L116 263V264H118L119 262V264H127V262H125L124 260L122 261L121 259ZM163 258V259H162ZM81 259V258H80ZM79 259V260H80ZM128 259V258H127ZM145 259H147L146 261H145ZM175 259V258H174ZM38 260V259H37ZM55 260H57V259H55ZM78 260V261H79ZM132 260V259H131ZM163 260V261H162ZM167 260H169V259H167ZM173 260V259H172ZM190 260V259H189ZM196 260V259H195ZM200 260V259H199ZM232 260V259H231ZM83 261V260H82ZM81 261V264L83 263L84 264V262H82ZM85 261V260H84ZM201 261V260H200ZM207 261V260H206ZM39 262V261H38ZM129 263L128 264H130V263H134L135 261H132V262H130V261H128ZM146 262H148V263H146ZM163 262V263H162ZM210 262L213 264L215 261H211L210 260ZM50 263V262H49ZM52 263V262H51ZM79 263H80V261H79ZM86 263V262H85ZM136 263V262H135ZM138 263V262H137ZM187 263H188V261H187ZM205 263V262H204ZM209 263V262H208ZM48 264V263H47ZM52 264H54V263H52ZM174 264V263H173ZM176 264H177V262H176ZM181 264V263H180ZM182 264H184V263H182ZM188 264H202V261L201 262H195V261H191L190 260V263H188ZM206 264H207V262H206ZM217 264V263H216Z\"/></svg>",
    "mask_w": 264,
    "mask_h": 264
}]
</instances>
